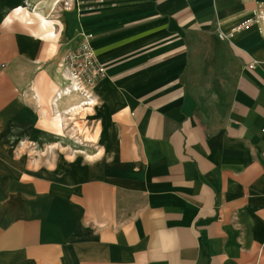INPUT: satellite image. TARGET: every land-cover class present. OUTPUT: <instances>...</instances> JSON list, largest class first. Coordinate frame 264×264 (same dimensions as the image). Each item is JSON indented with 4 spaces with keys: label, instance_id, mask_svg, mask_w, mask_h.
Masks as SVG:
<instances>
[{
    "label": "crops",
    "instance_id": "1",
    "mask_svg": "<svg viewBox=\"0 0 264 264\" xmlns=\"http://www.w3.org/2000/svg\"><path fill=\"white\" fill-rule=\"evenodd\" d=\"M259 3L0 0V264H264ZM85 38L89 157L28 163L10 139L56 136L39 94Z\"/></svg>",
    "mask_w": 264,
    "mask_h": 264
},
{
    "label": "rangeland",
    "instance_id": "2",
    "mask_svg": "<svg viewBox=\"0 0 264 264\" xmlns=\"http://www.w3.org/2000/svg\"><path fill=\"white\" fill-rule=\"evenodd\" d=\"M57 89L58 87L55 89V86L51 83V87H49V94H39V98L41 96L50 102L49 106L44 105V107L47 109L48 114H51L47 117L52 118L55 115L54 117L56 120L55 123L57 132L54 134H56V136H53L50 139L32 137L10 139V143L13 146L18 147V151L20 153H16L17 156L24 157L28 163L48 162L51 160L59 161L60 159H64V161H66L71 159L87 158L89 157V147L96 140L91 136L92 127L90 128V126L92 125L85 122V111L80 112L79 110L81 109H78L70 112L68 110L69 106L65 109L60 108L59 111H55L53 101L57 95ZM54 91L55 94L52 95Z\"/></svg>",
    "mask_w": 264,
    "mask_h": 264
},
{
    "label": "built area",
    "instance_id": "3",
    "mask_svg": "<svg viewBox=\"0 0 264 264\" xmlns=\"http://www.w3.org/2000/svg\"><path fill=\"white\" fill-rule=\"evenodd\" d=\"M61 2L64 8L69 7V0H61ZM261 21H264V3H259L249 16L236 25L235 30L257 25ZM61 68L63 80L56 90V96H60V93L63 96L76 92L83 97L80 104H91L90 89L104 77L106 69L96 57L88 38L67 51ZM261 131L264 132V127Z\"/></svg>",
    "mask_w": 264,
    "mask_h": 264
},
{
    "label": "bare ground",
    "instance_id": "4",
    "mask_svg": "<svg viewBox=\"0 0 264 264\" xmlns=\"http://www.w3.org/2000/svg\"><path fill=\"white\" fill-rule=\"evenodd\" d=\"M61 95V93H60ZM61 98V97H60ZM82 106H80V103H75V104H71L69 107H68V110L70 112H73V111H76L78 109H81Z\"/></svg>",
    "mask_w": 264,
    "mask_h": 264
}]
</instances>
